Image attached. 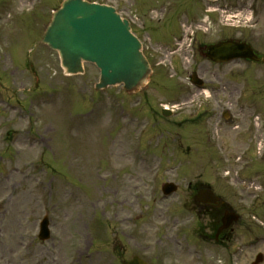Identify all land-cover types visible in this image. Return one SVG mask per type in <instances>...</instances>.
Instances as JSON below:
<instances>
[{"label":"rangeland","instance_id":"rangeland-1","mask_svg":"<svg viewBox=\"0 0 264 264\" xmlns=\"http://www.w3.org/2000/svg\"><path fill=\"white\" fill-rule=\"evenodd\" d=\"M60 1L40 0L30 10L34 0H0V96L17 104L0 102V264H69L76 245L81 254L92 252L78 257V264H121L133 253L154 264H251L257 253L264 256V156L257 158L264 131L256 128L258 111L264 120V65H215L190 58L188 47L193 33L204 44L248 40L264 54V1L253 3V26L224 30L220 11H207L218 3L99 0L133 20L153 66L137 94L119 86L94 89L98 72L90 64L82 74H64L56 52L39 40ZM235 1L242 0L221 4ZM170 35L168 50L153 44ZM177 42L179 50L172 52ZM193 69L208 83V93L190 84ZM179 89L178 110L161 117V102L175 100ZM224 108L230 111L227 124L219 117ZM201 109L203 124L192 126ZM207 128L215 132L210 141ZM155 168L161 170L158 183L180 186L169 200L146 197ZM191 179L211 183L239 212L226 249L197 242L196 224L181 206ZM163 209L182 230L168 227V214L163 223L153 215ZM45 214L51 237L41 241L37 222ZM198 248L200 256L193 252Z\"/></svg>","mask_w":264,"mask_h":264},{"label":"water","instance_id":"water-1","mask_svg":"<svg viewBox=\"0 0 264 264\" xmlns=\"http://www.w3.org/2000/svg\"><path fill=\"white\" fill-rule=\"evenodd\" d=\"M43 40L59 50L67 72L82 71V60L96 62L102 74L97 87L123 82L125 90L133 92L142 85L150 71L139 52L140 43L130 33L127 21L105 5L82 0L64 1L53 14ZM227 48L228 54L254 58L246 46L229 43ZM224 55L226 52L221 54ZM124 264L145 263L135 259Z\"/></svg>","mask_w":264,"mask_h":264}]
</instances>
